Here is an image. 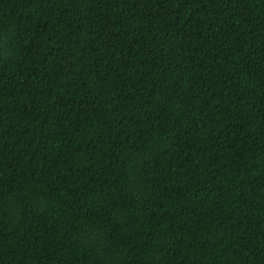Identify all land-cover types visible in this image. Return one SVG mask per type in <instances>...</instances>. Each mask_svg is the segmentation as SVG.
<instances>
[{"label":"trees","instance_id":"16d2710c","mask_svg":"<svg viewBox=\"0 0 264 264\" xmlns=\"http://www.w3.org/2000/svg\"><path fill=\"white\" fill-rule=\"evenodd\" d=\"M0 264H264V0H0Z\"/></svg>","mask_w":264,"mask_h":264}]
</instances>
